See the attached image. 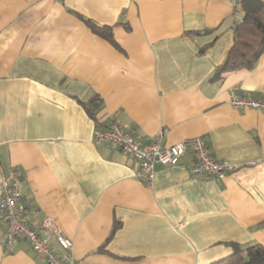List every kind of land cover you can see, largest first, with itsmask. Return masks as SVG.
I'll return each instance as SVG.
<instances>
[{"label": "crops", "instance_id": "obj_1", "mask_svg": "<svg viewBox=\"0 0 264 264\" xmlns=\"http://www.w3.org/2000/svg\"><path fill=\"white\" fill-rule=\"evenodd\" d=\"M236 3L0 0V181L23 172L27 221L52 218L82 264H211L230 244L264 247V113L229 104L264 100V52L253 69L214 77ZM75 14L111 27L115 45ZM93 97L104 126L168 146L202 137L237 169L195 177L186 154L147 186L131 158L93 142L79 103ZM0 264L45 263L24 241L7 252L0 226Z\"/></svg>", "mask_w": 264, "mask_h": 264}, {"label": "built area", "instance_id": "obj_2", "mask_svg": "<svg viewBox=\"0 0 264 264\" xmlns=\"http://www.w3.org/2000/svg\"><path fill=\"white\" fill-rule=\"evenodd\" d=\"M229 104L235 110L264 113V100L231 95ZM93 142L98 146L116 149L131 158L139 168V177L147 186L152 185L156 168L174 166L186 154L193 158L191 174L195 177L222 180L237 169L234 164L217 161L202 137L168 146L164 144L162 134L142 140L117 122H112L94 129ZM23 176L20 170H12L0 181V226L4 229L5 250L12 252L18 242L24 241L45 264H82L73 256L72 242L61 234L52 218L45 217L36 225L27 221L28 209L24 205L22 191Z\"/></svg>", "mask_w": 264, "mask_h": 264}, {"label": "trees", "instance_id": "obj_3", "mask_svg": "<svg viewBox=\"0 0 264 264\" xmlns=\"http://www.w3.org/2000/svg\"><path fill=\"white\" fill-rule=\"evenodd\" d=\"M233 14L236 24L233 27V45L222 65L215 69L214 77L221 78L223 74L239 70H251L257 64L264 52V2L259 0H238ZM91 32L115 45L111 27L99 26L89 19L75 14ZM89 118L95 123V128L105 127L97 118L101 101L93 97L88 101H79ZM264 227V221L260 224ZM118 225L115 224L109 234L114 235ZM232 253L228 257L211 264H264V247L259 244L242 246L230 244ZM97 252H103V247Z\"/></svg>", "mask_w": 264, "mask_h": 264}, {"label": "water", "instance_id": "obj_4", "mask_svg": "<svg viewBox=\"0 0 264 264\" xmlns=\"http://www.w3.org/2000/svg\"><path fill=\"white\" fill-rule=\"evenodd\" d=\"M235 2H237V0H235Z\"/></svg>", "mask_w": 264, "mask_h": 264}]
</instances>
